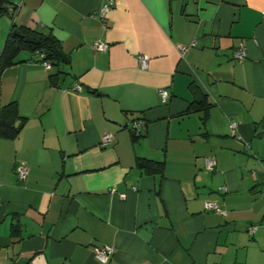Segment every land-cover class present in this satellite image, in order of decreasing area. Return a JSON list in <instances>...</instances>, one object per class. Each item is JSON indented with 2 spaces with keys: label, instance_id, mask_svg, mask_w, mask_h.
Masks as SVG:
<instances>
[{
  "label": "crops",
  "instance_id": "crops-1",
  "mask_svg": "<svg viewBox=\"0 0 264 264\" xmlns=\"http://www.w3.org/2000/svg\"><path fill=\"white\" fill-rule=\"evenodd\" d=\"M104 1L5 0L0 50L14 22L68 60L24 51L0 73V106L23 119L0 137V264H264V0H112L99 16Z\"/></svg>",
  "mask_w": 264,
  "mask_h": 264
},
{
  "label": "trees",
  "instance_id": "trees-1",
  "mask_svg": "<svg viewBox=\"0 0 264 264\" xmlns=\"http://www.w3.org/2000/svg\"><path fill=\"white\" fill-rule=\"evenodd\" d=\"M6 8L0 10V13ZM20 51H28L36 55L40 62L47 61L51 65L59 63H67V57L62 53L58 40L49 32H42L34 28L22 25H15L12 22L7 36L0 50V73L8 66L17 63V55ZM40 56V59L38 58ZM204 97L190 101L187 106V112L198 110L202 107ZM18 116L15 102H7L0 106V137L6 139L14 138L19 131V126H14L15 121H22ZM129 130H131L129 128ZM132 131V130H131ZM132 140L137 138V135L132 133ZM135 165L152 174H161L163 170V162L161 160L147 159L136 157ZM17 231L16 226L12 225L11 234Z\"/></svg>",
  "mask_w": 264,
  "mask_h": 264
},
{
  "label": "built area",
  "instance_id": "built-area-1",
  "mask_svg": "<svg viewBox=\"0 0 264 264\" xmlns=\"http://www.w3.org/2000/svg\"><path fill=\"white\" fill-rule=\"evenodd\" d=\"M112 4V0H105L103 2V4L101 5L98 15L101 16L102 14H104V12H106L110 6ZM18 5L14 4L10 7H8V10L11 12V14H13L16 10V7ZM262 15L264 17V11H262ZM193 44V43H191ZM91 46L93 49L98 50V51H104L107 48V44L103 43V42H99V41H92ZM179 52H183L186 49V46L183 45H178L177 46ZM245 55V51H244V46L242 43H239L238 46L236 47V49H234L232 56L234 59L236 60H240L244 57ZM38 58L40 59V56H38ZM137 62H138V66L141 69H145L146 68V64H147V57L143 54H138L136 56ZM41 64L44 66V68H49L50 64L47 61H42L40 60ZM75 89H78V87H76ZM158 94L160 96L161 101H166L167 97H168V92L165 89H159L158 90ZM141 125V122L136 121L133 122L131 125V129L135 130L137 128H139V126ZM232 127H234V124H231ZM111 141V135L109 133H105L101 136L100 138V145H106ZM203 163H204V167L206 170L208 171H212L214 168V159L210 156H206L203 158ZM27 173V167L23 164L19 165L16 169L15 175L19 180H23L26 176ZM222 189H224L223 187H221ZM203 208L204 210H213L214 212L223 215L224 214V210L219 207L214 201H209V200H205L203 202ZM254 227H250L249 231H253ZM113 249L111 246L109 245H103L101 247H97L94 248V257L101 263H105L111 253H112Z\"/></svg>",
  "mask_w": 264,
  "mask_h": 264
},
{
  "label": "water",
  "instance_id": "water-1",
  "mask_svg": "<svg viewBox=\"0 0 264 264\" xmlns=\"http://www.w3.org/2000/svg\"><path fill=\"white\" fill-rule=\"evenodd\" d=\"M5 8V0H0V10L4 9ZM14 126H20V123L19 121H15L14 122Z\"/></svg>",
  "mask_w": 264,
  "mask_h": 264
},
{
  "label": "rangeland",
  "instance_id": "rangeland-1",
  "mask_svg": "<svg viewBox=\"0 0 264 264\" xmlns=\"http://www.w3.org/2000/svg\"><path fill=\"white\" fill-rule=\"evenodd\" d=\"M10 16H11V15H10ZM20 52H24V51H20ZM20 52H19V53H20ZM128 127H129V125H128Z\"/></svg>",
  "mask_w": 264,
  "mask_h": 264
}]
</instances>
